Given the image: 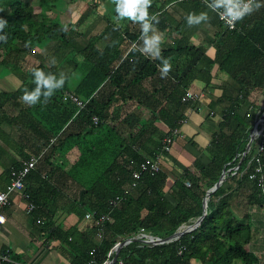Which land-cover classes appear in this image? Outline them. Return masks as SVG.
Listing matches in <instances>:
<instances>
[{
	"label": "trees",
	"instance_id": "1",
	"mask_svg": "<svg viewBox=\"0 0 264 264\" xmlns=\"http://www.w3.org/2000/svg\"><path fill=\"white\" fill-rule=\"evenodd\" d=\"M36 3L37 13L30 0H0V18L7 21L0 29L4 37L0 39V78L14 74L20 80L16 90L0 92V146L20 159L12 165L15 169L31 155L47 149L25 178L24 192L33 205V216L51 223L49 238L68 247L69 264H105L113 258L114 252L108 254L115 244L139 232L163 239L181 225H191L202 214L207 190L222 171L236 165L237 171L231 170L221 186L210 193L208 213L195 230L168 243L131 242L120 248L112 264H257L258 258L249 247L255 237L251 214L238 216L232 203L235 191L247 187V204L264 210L261 190L248 180L254 166L248 161L256 144H251L240 164L236 158L248 143L255 110L259 108L256 96L264 93V6L255 10L256 15H251L253 11L240 19L234 30L222 27L215 34L213 59L186 42L166 45L161 49L162 55L177 72L172 85L164 93L162 90L135 95L131 89L156 77L161 64L159 58L137 56L141 30L122 29L107 20L99 33L80 46L76 44L78 27L87 14L76 23L64 25L57 19L65 0ZM201 4L207 5V0ZM90 7L96 12V3ZM161 7L162 0H151L150 14H156ZM49 43L54 46L48 61L41 58L37 65H28L23 54L40 53ZM197 62L204 68L197 70ZM33 67L68 74L62 88L46 101L41 97L35 105L22 98L25 87H35ZM214 67V77L229 76L238 93L212 101L215 108H220L221 116L218 130L212 133L206 148L176 175L162 163L158 172H142L132 187L133 173L145 158L153 157L163 138L185 121L184 111L192 103L181 101L184 92L194 81L211 87L210 72ZM128 72L132 73L129 80ZM66 91L76 94L85 106L78 110L73 103L63 101ZM242 103L251 109L240 114ZM4 123L11 132L3 130ZM178 135L174 136L171 150ZM185 144L197 147L189 140ZM0 151L3 153L1 147ZM260 159L264 165V152ZM11 168L7 171L9 180ZM56 172L83 190L81 197L74 200L76 207L72 211L78 221L91 210L98 215L107 214L108 219L101 224L96 223L97 218L88 220L84 228L55 225L57 203L63 196V182L57 181L58 177L56 183L53 181ZM262 174L264 177V168ZM126 190L128 193L124 194ZM116 197L122 198L120 203L110 206L109 201ZM99 227L102 236L97 241ZM2 264L15 263L7 254Z\"/></svg>",
	"mask_w": 264,
	"mask_h": 264
},
{
	"label": "crops",
	"instance_id": "2",
	"mask_svg": "<svg viewBox=\"0 0 264 264\" xmlns=\"http://www.w3.org/2000/svg\"><path fill=\"white\" fill-rule=\"evenodd\" d=\"M164 1L166 0H162V7L156 13L159 17L157 28L163 34L160 45L161 49L168 44L186 42L188 46L197 48L203 54L213 59V43L216 41L215 34L221 32L223 27L218 15L211 9H208L207 5L201 4L203 2H195L192 0H167L164 3ZM31 4L33 5L34 11L36 13L39 12V10H35L34 2L31 1ZM67 9L70 14L76 10L72 8L71 4L64 6L58 17L64 25H66V23H64L62 19L66 14H63V12L65 13ZM204 10L209 12V20L193 25L187 23L186 15L188 12L195 11L199 13ZM107 12L108 10L106 13ZM114 13L115 15H113ZM256 13L257 12L254 11L251 15H256ZM113 14L112 19L101 14L100 19H102L104 23L102 29L106 25V21L110 20L122 29L132 31L141 30L140 26H136L134 21H130L128 18L117 19L116 17L118 14L116 9L113 10ZM86 20L78 27V33L81 36L84 34L81 30L87 28ZM70 23L73 22L70 21L67 25ZM49 44H47L46 47ZM142 44L143 41L141 40L138 43V46H136L137 56L142 59L153 58L149 53L140 51ZM85 45L86 44L81 46ZM99 47H102V45L100 44ZM25 56L22 57L26 59ZM28 61L29 60H27V62ZM37 64L38 62L30 65L34 66ZM194 67L197 70L204 68L199 62H197ZM175 69L176 68L171 67L167 77H161L159 70L156 77L146 79L140 87L131 89L132 92L135 95H139L155 91L162 92L163 90L164 93V91H167V88L172 85V80H174V77L177 75ZM215 72L216 67L210 72L212 76L211 87H204L199 81H194L189 87V89L199 91L203 95L198 102L192 103L184 111L185 121L178 129L179 137L174 141L168 157H165L163 160V167L174 175L187 166L193 157L200 156L201 150L205 149L208 145L212 133L218 130L219 121L216 120V111L218 107L216 109L213 106L212 100L214 101L222 95L225 97H234L238 93L236 84L229 76L220 75L219 77H214ZM131 77L132 73L128 72L126 78L129 80ZM10 79L17 80L18 83L10 88L4 87V83ZM19 83L20 80L16 75H5L0 78V92L14 91L19 86ZM263 96L264 93H260L256 96L255 103L259 108L255 110V114L261 107L260 102ZM209 98H212V100ZM225 106L226 103L223 104V107ZM240 106L241 107L238 110L240 114L245 110L251 109L248 107L247 103H242ZM211 112L213 113V118L210 116ZM2 128L8 133L11 132V128L6 123L2 125ZM13 139H16V137L13 136ZM186 140L194 142L197 147H187L188 145L185 144ZM183 144L186 145L187 148H183ZM0 147L3 150V153L0 151L1 192L9 182L7 177L8 169L12 167L14 162L20 159L10 149H7L3 145ZM43 169L44 168H42V170ZM53 177L54 183H56V177L59 178L57 181L63 182V186L61 187L63 196L57 203L58 210L53 218V223L63 228H69L75 225H78L79 228H84L88 224V220L83 219L78 221L77 216L72 212L73 208L76 207L74 200H78L81 197L83 190L65 178L61 172H56ZM60 177H63L64 180H61ZM249 193L247 187L235 191L236 195L232 206L234 210L239 208L240 210L243 209L244 212H249L251 214V222L256 224V235L249 247L258 258L257 264H264V210L247 204L246 197ZM25 208L26 201L21 194L15 193L11 197L10 205L2 211L5 221L0 224V264L5 261L7 254L10 258V262L15 264H69L70 251L68 247L57 240L49 238L48 228L51 223L37 219L32 213H27ZM193 264L195 263L193 262Z\"/></svg>",
	"mask_w": 264,
	"mask_h": 264
},
{
	"label": "clouds",
	"instance_id": "3",
	"mask_svg": "<svg viewBox=\"0 0 264 264\" xmlns=\"http://www.w3.org/2000/svg\"><path fill=\"white\" fill-rule=\"evenodd\" d=\"M151 0H116L117 19L128 18L137 22L141 28V40L143 44L140 51L147 52L151 56L159 58L161 64L158 65L161 77H167L171 70L169 59L162 55L161 41L162 33L158 30L159 17L149 11ZM264 6V0H207V7L219 15L229 25L234 24L237 20L242 19L245 15ZM209 12L207 10L188 12L186 21L189 25L200 24L202 21L209 20ZM7 21L0 18V29H3ZM4 38L0 33V39ZM53 63L55 59L53 58ZM32 80L35 84L33 89L25 87L23 92V100L27 104L35 105L41 102V97L46 101L52 97L55 90L62 88L65 84L68 74L60 71L59 74L46 71L41 67H33L31 69ZM264 168L260 165L257 171Z\"/></svg>",
	"mask_w": 264,
	"mask_h": 264
},
{
	"label": "built area",
	"instance_id": "4",
	"mask_svg": "<svg viewBox=\"0 0 264 264\" xmlns=\"http://www.w3.org/2000/svg\"><path fill=\"white\" fill-rule=\"evenodd\" d=\"M201 1L204 2V0H201ZM219 20L221 21L223 27L228 30H234L239 21L237 20L234 24L229 25L225 20L221 19L220 17H219ZM202 95L203 94L199 91L187 89L184 92L181 98V101L183 103H195L201 99ZM62 100L73 103L75 106H77L78 110H81L85 106V102L81 100L73 92H68V91L64 92L62 96ZM263 109H264V105L255 114V120H254L253 126L248 135V142L251 141L249 148L247 150L245 149L244 152L237 154L236 158H238L239 161L242 160L244 156L248 154L251 144L253 142L256 144L255 152L252 154V156L250 157L248 161V164H254L252 171L248 174V180L250 182L255 183L256 186L261 190V194L264 200V177L262 174V169L260 171H257L258 166L262 165L260 158L264 152ZM212 115L213 113L211 112L210 116ZM92 120L93 122L97 121L96 117H93ZM178 132L179 130L175 129L173 131V134L164 137L163 140L161 141L160 150L153 157L145 158V160L141 163L139 170L133 173V181L131 183L132 187L136 185V182L139 179L142 172H146V171L158 172L161 169V164L163 163L165 156L170 153L174 136L178 134ZM46 151L47 149H44L37 155H31L27 160H25L22 163L21 167L18 169L11 168L10 180L8 184L6 185L5 189L0 192V224L4 223L5 221L2 211L10 205L11 197L15 193H19L22 195L23 199L26 201V208H25L26 212L32 213L33 205L28 201V196L24 192V180L28 176V174L37 167V165L43 158ZM237 169H238V165L230 169L229 172L231 170H233V172H236ZM186 185H189V184L186 183ZM127 193H128V190L124 192V194H127ZM121 199H122L121 197H116L113 200H110L109 201L110 206H113V207L117 206L120 203ZM263 204H264V201H263ZM94 218H97L96 219L97 224H101L102 222L108 219V215L107 214L98 215V213L95 210H91V211L86 212L84 216L85 220H91ZM101 236H102V228L99 227L96 232V240L99 241ZM133 237L137 241H140L142 243L154 244L152 243L153 239L147 236V234L139 232Z\"/></svg>",
	"mask_w": 264,
	"mask_h": 264
},
{
	"label": "rangeland",
	"instance_id": "5",
	"mask_svg": "<svg viewBox=\"0 0 264 264\" xmlns=\"http://www.w3.org/2000/svg\"><path fill=\"white\" fill-rule=\"evenodd\" d=\"M22 1H25V0H22ZM30 1L34 2L35 10L38 11L39 8H38L37 3H36L37 0H30ZM65 2H66V5L71 4L72 8L76 9L75 12H71L72 14H70L68 9H67V11H65V13L63 12V14H66V15H64L65 17H63L62 20L64 23H66V25L70 21L73 23H76L79 20L81 15L82 16H84L86 14L88 15V16L86 15L87 16V18H86L87 19L86 20L87 21V28H84L83 30H81L84 32V34L82 36L79 34L78 37L76 38V44L80 45V46L86 44L88 39L91 38V36H94L95 34L99 33L102 30L104 23H103V20L100 19L101 14H103L104 16L105 15L108 16L110 19H112L113 15H115V13L113 14V10L116 9V7H115L116 3L113 0H96V1L95 0H84V1L77 0V2H75V3H72V1H70V0H65ZM95 3L97 6L96 12H94L92 10L93 8L90 7ZM67 8H69V7H67ZM107 10H108V12L106 13ZM51 16L54 17V15H52V14H51ZM57 20L60 21V18H58ZM53 46H54V43H50L40 53L31 52L26 56H25V54H23V56H25V58L29 61L27 62L26 59H24V60L27 62L28 65L37 63L39 61V59H41V58H44L45 61H48V59L50 58V54L52 53ZM16 83H18L17 80L10 79V80H7L3 86L6 88H10V87L15 86ZM209 99L212 100V98H209ZM260 104H261V107L264 105V96L261 99ZM261 107H260V109H261ZM216 113H217L216 120H218V119H220V116H221L219 108L217 109ZM235 211H236V214L238 216H241L244 212L243 209L240 210L239 208H237ZM252 229L256 235V224L255 223H252Z\"/></svg>",
	"mask_w": 264,
	"mask_h": 264
},
{
	"label": "water",
	"instance_id": "6",
	"mask_svg": "<svg viewBox=\"0 0 264 264\" xmlns=\"http://www.w3.org/2000/svg\"><path fill=\"white\" fill-rule=\"evenodd\" d=\"M263 115H264V109H263ZM250 143H251V141H249L247 143L246 150L249 148ZM241 161L242 160H240L238 164H240ZM228 173H229V170L222 171V173H221L218 181L213 185L212 188H210L209 190H207L206 195H205V197L203 199V202H202V214H201L200 217L196 218L194 220V222L191 225H189V226H187V225H181L173 234L169 235L166 238H163L162 239V238H159V237H153V236L147 235V236H149L150 238L153 239L152 243H154V244L168 243V242H171L173 240L178 239L179 237H181L184 234H187V233L195 230L199 226V224L202 221V219L208 213V210H207V201H208V198H209L210 193L212 191L216 190L218 187L221 186V184L224 182L225 178L227 177V174ZM183 228H185V229H183ZM134 241H137V240L132 236L130 238L125 239L121 243L115 244L113 246V248L111 249V251L109 252V254H108L110 256L114 252V256H113V258L111 260L108 259L105 264H112L116 260L120 248L123 247V246H125V245H127V244H129V243H131V242H134Z\"/></svg>",
	"mask_w": 264,
	"mask_h": 264
},
{
	"label": "bare ground",
	"instance_id": "7",
	"mask_svg": "<svg viewBox=\"0 0 264 264\" xmlns=\"http://www.w3.org/2000/svg\"><path fill=\"white\" fill-rule=\"evenodd\" d=\"M189 104H190V103H189ZM189 104H188V105H189ZM183 123H184V122H183ZM187 226H189V225H187ZM183 229H185V228H183Z\"/></svg>",
	"mask_w": 264,
	"mask_h": 264
}]
</instances>
